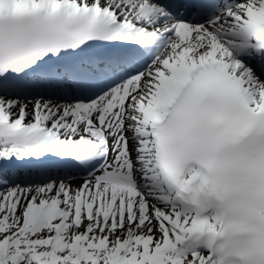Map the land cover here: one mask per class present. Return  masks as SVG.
Segmentation results:
<instances>
[{
  "label": "snow or ice",
  "instance_id": "snow-or-ice-1",
  "mask_svg": "<svg viewBox=\"0 0 264 264\" xmlns=\"http://www.w3.org/2000/svg\"><path fill=\"white\" fill-rule=\"evenodd\" d=\"M0 264H264V0H0Z\"/></svg>",
  "mask_w": 264,
  "mask_h": 264
}]
</instances>
